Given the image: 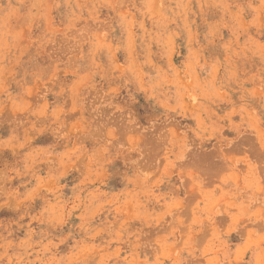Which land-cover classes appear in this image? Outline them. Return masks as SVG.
Instances as JSON below:
<instances>
[{
	"label": "rangeland",
	"instance_id": "obj_1",
	"mask_svg": "<svg viewBox=\"0 0 264 264\" xmlns=\"http://www.w3.org/2000/svg\"><path fill=\"white\" fill-rule=\"evenodd\" d=\"M0 264H264V0H0Z\"/></svg>",
	"mask_w": 264,
	"mask_h": 264
},
{
	"label": "bare ground",
	"instance_id": "obj_2",
	"mask_svg": "<svg viewBox=\"0 0 264 264\" xmlns=\"http://www.w3.org/2000/svg\"><path fill=\"white\" fill-rule=\"evenodd\" d=\"M105 122V121H104ZM98 127H99V125H98ZM101 128V127H100ZM97 130H99V129H97ZM100 131V130H99ZM104 135V134H103ZM166 135H164V137H165ZM152 139V138H151ZM161 139V138H160ZM246 141H247V139H245ZM154 141V140H153ZM162 141V140H161ZM157 143H158V141H156ZM254 142V141H253ZM152 143V142H151ZM156 143V144H157ZM160 144V143H159ZM240 145V144H239ZM154 146H156V145H154ZM153 146V147H154ZM239 147V146H238ZM158 148V147H157ZM250 148V147H249ZM254 148V147H253ZM143 149V148H142ZM154 149H155V147H154ZM259 149V148H258ZM258 149H256V150H258ZM152 150V149H151ZM157 150V149H156ZM155 150V151H156ZM251 150V149H250ZM145 151V150H144ZM154 151V150H153ZM260 151V150H259ZM158 152V151H157ZM199 152V151H198ZM159 153V152H158ZM200 153V152H199ZM211 153V152H210ZM153 154V153H152ZM189 154V153H188ZM207 155V154H206ZM158 156V155H157ZM208 156V155H207ZM192 157V156H191ZM204 157H205V155H204ZM155 158V157H154ZM215 158V157H214ZM217 158H218V156H217ZM220 158V157H219ZM150 159H151V157H150ZM193 159V158H192ZM194 160V159H193ZM212 160V159H211ZM218 160V159H217ZM220 160H222V159H220ZM196 161V160H195ZM191 162V161H190ZM144 163V162H143ZM209 163V162H208ZM193 164V163H192ZM211 165V164H210ZM150 166V165H149ZM221 166V165H220ZM219 166V167H220ZM215 167V166H214ZM214 167H212L213 169H214ZM216 168V167H215ZM218 168V167H217Z\"/></svg>",
	"mask_w": 264,
	"mask_h": 264
}]
</instances>
